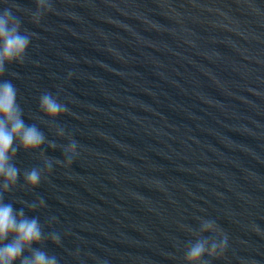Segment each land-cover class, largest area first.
<instances>
[{
    "label": "water",
    "instance_id": "95a60500",
    "mask_svg": "<svg viewBox=\"0 0 264 264\" xmlns=\"http://www.w3.org/2000/svg\"><path fill=\"white\" fill-rule=\"evenodd\" d=\"M52 6L37 25L36 0H0L35 33L25 63L0 77L46 137L17 152L21 175L3 193L61 240L33 247L58 264H185L188 229L203 219L228 236L204 260L264 264V0ZM44 92L68 109L55 121L39 108ZM69 137L79 155L64 167L54 161H65ZM32 168L44 169L34 190L23 178Z\"/></svg>",
    "mask_w": 264,
    "mask_h": 264
},
{
    "label": "clouds",
    "instance_id": "9594fccd",
    "mask_svg": "<svg viewBox=\"0 0 264 264\" xmlns=\"http://www.w3.org/2000/svg\"><path fill=\"white\" fill-rule=\"evenodd\" d=\"M36 10L30 12L32 23L39 25L42 17L53 11L52 0H36ZM17 8V5H12ZM35 33L22 30L20 19L10 8L0 12V77L6 72V65L13 63L23 65L25 63L27 49L30 46L31 38ZM15 75V74H14ZM39 108L44 116L55 121L65 114L68 109L62 104L58 97L51 92H44L39 97ZM57 135L63 137L65 131L62 127L57 128ZM46 142L45 134L36 124H28L23 119V110L17 102V88L8 80L0 81V264H58L55 256H50L40 248L33 245H43L46 239L60 245L61 240L55 233L45 237L42 225L38 217H29L21 208L15 209L12 203H5L3 193L12 191L17 185L21 170L16 167L15 161L17 152H34L41 149ZM49 147L55 148L56 144L48 142ZM78 144L69 137V144L63 147L65 161L55 160L56 164L63 163L69 167L73 163V157L78 156ZM43 157L45 168L52 169L53 159ZM44 169L32 168L23 171V178L30 190L39 186ZM43 206V200L40 201ZM35 209L36 205H28ZM189 232L196 237L195 242H189L185 248V264H210L204 260L205 255L216 258L225 251L228 236L212 220H201L199 232ZM211 232L221 237L217 242L215 238L205 237L202 234ZM6 241H8L6 243ZM27 252L28 255H24Z\"/></svg>",
    "mask_w": 264,
    "mask_h": 264
}]
</instances>
